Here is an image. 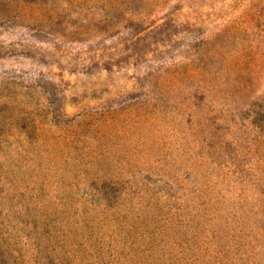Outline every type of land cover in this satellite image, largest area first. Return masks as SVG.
<instances>
[{
    "label": "rangeland",
    "instance_id": "rangeland-1",
    "mask_svg": "<svg viewBox=\"0 0 264 264\" xmlns=\"http://www.w3.org/2000/svg\"><path fill=\"white\" fill-rule=\"evenodd\" d=\"M0 264H264V0H0Z\"/></svg>",
    "mask_w": 264,
    "mask_h": 264
}]
</instances>
